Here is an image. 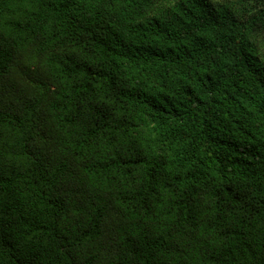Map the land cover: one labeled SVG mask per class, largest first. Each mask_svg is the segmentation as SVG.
<instances>
[{
  "label": "trees",
  "instance_id": "trees-1",
  "mask_svg": "<svg viewBox=\"0 0 264 264\" xmlns=\"http://www.w3.org/2000/svg\"><path fill=\"white\" fill-rule=\"evenodd\" d=\"M0 264H264V0H0Z\"/></svg>",
  "mask_w": 264,
  "mask_h": 264
},
{
  "label": "clouds",
  "instance_id": "clouds-1",
  "mask_svg": "<svg viewBox=\"0 0 264 264\" xmlns=\"http://www.w3.org/2000/svg\"><path fill=\"white\" fill-rule=\"evenodd\" d=\"M172 3H176V0H172Z\"/></svg>",
  "mask_w": 264,
  "mask_h": 264
}]
</instances>
